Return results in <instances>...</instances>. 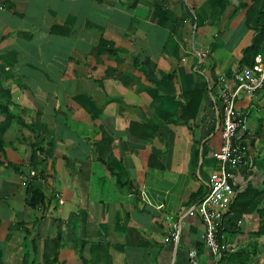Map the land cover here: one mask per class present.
<instances>
[{
    "label": "crops",
    "instance_id": "obj_1",
    "mask_svg": "<svg viewBox=\"0 0 264 264\" xmlns=\"http://www.w3.org/2000/svg\"><path fill=\"white\" fill-rule=\"evenodd\" d=\"M252 5L5 0L0 93L31 128L12 121L2 134L0 264H191L192 249L197 264H264V88L235 103L247 152L230 179L226 250L204 246L195 214L169 238L218 170L215 78L245 67ZM28 185L43 194L34 207Z\"/></svg>",
    "mask_w": 264,
    "mask_h": 264
},
{
    "label": "built area",
    "instance_id": "obj_2",
    "mask_svg": "<svg viewBox=\"0 0 264 264\" xmlns=\"http://www.w3.org/2000/svg\"><path fill=\"white\" fill-rule=\"evenodd\" d=\"M4 2L5 0H0V7L4 6ZM210 83V79H207V84ZM215 85L219 88L217 98L221 105V146L219 152L215 154L218 170L210 175L205 195L171 223L169 238L177 244L184 217L195 214L201 219L204 227L202 233L204 246L214 257H219L226 250L221 235L223 218L234 196L230 179L232 172L243 164L247 152L245 144L236 140L237 131L242 126L243 119L236 110L235 103L241 93L253 94L264 88V53L254 58L252 67L233 69L229 75L216 76ZM188 258L191 264H197L194 249L188 252Z\"/></svg>",
    "mask_w": 264,
    "mask_h": 264
},
{
    "label": "trees",
    "instance_id": "obj_3",
    "mask_svg": "<svg viewBox=\"0 0 264 264\" xmlns=\"http://www.w3.org/2000/svg\"><path fill=\"white\" fill-rule=\"evenodd\" d=\"M264 4V0H253L252 8L245 14L246 19L248 20V27L254 29L255 36L253 37L251 44L246 47L242 52V58L240 60V64L245 67H252L254 64V58L258 54L264 53V22L262 24H259L260 19L262 18L263 14L261 12V6ZM106 43V41H104ZM101 47H104V43L102 41L99 43ZM4 102H3V100ZM10 103L9 94L7 92H1L0 93V115H3L4 119L3 121H0V145L2 143V134L5 131V129L9 126L10 122L16 121L19 122L22 126L24 125L22 121H20L18 118L13 116L8 111V105ZM27 128H31L30 125L25 124L24 125ZM1 148V146H0ZM42 153L43 148L39 146V142H37L35 145H32V152L30 155V164H34V159H36V154ZM6 166H13L11 164H7ZM27 194L29 196L28 204L31 207H34L37 202H42L43 200V194L40 192V190L36 189L33 186L28 185L27 186ZM205 195V194H204ZM202 195L199 200L204 196ZM244 195V194H243ZM196 197V193H192L190 196V199H194ZM198 200V201H199Z\"/></svg>",
    "mask_w": 264,
    "mask_h": 264
}]
</instances>
